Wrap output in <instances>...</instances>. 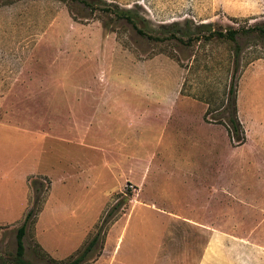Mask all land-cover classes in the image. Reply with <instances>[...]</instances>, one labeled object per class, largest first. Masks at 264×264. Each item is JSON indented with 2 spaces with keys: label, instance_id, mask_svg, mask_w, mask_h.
<instances>
[{
  "label": "rangeland",
  "instance_id": "rangeland-1",
  "mask_svg": "<svg viewBox=\"0 0 264 264\" xmlns=\"http://www.w3.org/2000/svg\"><path fill=\"white\" fill-rule=\"evenodd\" d=\"M262 23L264 0H0V264H19L35 181L69 208L28 223L26 264H66L97 233L79 264H264V38H239L236 66L232 46L189 41ZM230 86L241 144L216 122ZM203 181L248 203L202 214L222 198Z\"/></svg>",
  "mask_w": 264,
  "mask_h": 264
},
{
  "label": "trees",
  "instance_id": "trees-1",
  "mask_svg": "<svg viewBox=\"0 0 264 264\" xmlns=\"http://www.w3.org/2000/svg\"><path fill=\"white\" fill-rule=\"evenodd\" d=\"M72 2H79V3H86L89 0H69ZM116 17L119 19H124L127 22H129L131 25L136 26L135 20L130 16V12L128 10H122L117 9L115 11ZM177 26V25H174ZM138 29V28H137ZM138 32L144 34L140 29H138ZM194 33L195 38H191L189 41L192 40H203V42H209L213 39L225 44H228L232 46L234 51V64L237 65L238 63V56L240 53V44H239V38H245L249 37L250 35H257L260 38H264V23L262 24H256L250 28L244 29H234L231 27H228L227 29H213L212 25L210 24H199L194 26ZM152 38V36H149ZM174 39L178 41H183L182 38H179L177 36H172ZM159 39L157 37H153V39ZM236 90L234 86H230L228 89V92L226 94V99L224 100V104L219 108L221 111L229 112L228 118H221L218 119L216 122H219V124L223 125L226 129L228 136L230 140H236L238 144L243 143L244 141V131L241 127V124L238 121L237 118V108H236ZM211 113L208 111L204 114V120L206 122H210L208 116ZM39 183L37 181L33 182L34 186V197H33V207L26 213L24 217V221L22 225L17 229L16 231V259L19 264H26L23 261V255H24V244H23V238L26 233V228L28 223L35 219L39 213L42 210V207L45 203V197L42 196L43 188L38 187ZM50 187V183H49ZM111 211H108L107 214L104 216L103 221H101L99 224L107 222V217H111L112 214H110ZM99 233H97L89 243L83 248V250L80 252V254L74 258H72L68 263L66 264H79L81 263L85 257L92 251L94 246L97 243Z\"/></svg>",
  "mask_w": 264,
  "mask_h": 264
},
{
  "label": "crops",
  "instance_id": "crops-1",
  "mask_svg": "<svg viewBox=\"0 0 264 264\" xmlns=\"http://www.w3.org/2000/svg\"><path fill=\"white\" fill-rule=\"evenodd\" d=\"M87 127L88 126H86L85 129ZM74 128L77 129L78 125L75 126ZM70 130H72V127H70ZM246 133H247L246 135H247V139H248L249 133L248 132H246ZM249 141L250 140L248 139V141H247L248 144L250 143ZM251 144L255 145V143H253V142ZM256 147H257V145H256ZM90 148H92V147H90ZM236 148H239V147H236ZM37 175L45 176V175H42V174H37ZM34 176H36V175H34ZM207 185H208V183H206V181H203L202 183H199V184L197 183L196 184V186L198 187L197 192L199 194L203 193V195H204L205 193L210 191V189L212 187V189H214L212 194L215 195V196H218L220 194L222 196V198H220V197L219 198L218 197H208V198H203L202 200L199 199L197 201L196 208H197V211L202 213V214H207V213L211 212L212 214L215 215V214H218V213L221 214V212H224V211L233 210L232 209L234 207L233 205L237 204V202H236L237 200L234 199L235 197L237 199L239 198L238 201L244 202V201H242L240 199L241 195H238L237 193L232 192L229 188L223 187V185L214 184V185H210L211 187L210 186L208 187ZM51 187L52 186L50 185L49 194L47 196V199L45 200V203L43 205V208H42L41 212L38 215L37 222L35 224L36 226L39 224L44 212L49 209V205H50L51 202H53V208H54V212H55L56 217H59L61 220H62V218H64L66 216V212L68 211L69 203L67 202V200L69 198L67 196H65V198H62L61 197L62 195H61V196H56L55 199L53 200L54 195L52 194ZM64 188H65V186L62 187V189H64ZM224 197H226V198H224ZM228 198H231L233 200V202H235V204L234 203H230V202H226V200H228ZM261 198H259L258 202L261 200ZM244 203H248V202H244ZM139 204H141V203H139ZM250 204H252V203H250ZM252 206H255V205H252ZM151 207H153V205H151ZM167 216L168 217H180V216H184V215H181L179 213H171V214H167ZM199 226H201V225H199ZM201 227H203V226H201ZM92 230H93V227L91 229H87V230L84 231L85 235H83L82 243L85 242V240L87 239V236L89 235V233ZM107 240H108V237H107ZM37 243L41 247V249L44 250V248L42 247L44 245L42 243H40V241H37ZM107 245H108V241L106 242L105 250L107 248ZM117 246L118 245L115 246L114 251L117 249ZM69 256L71 257V254ZM103 257H104V254L101 256L99 261H101Z\"/></svg>",
  "mask_w": 264,
  "mask_h": 264
},
{
  "label": "built area",
  "instance_id": "built-area-1",
  "mask_svg": "<svg viewBox=\"0 0 264 264\" xmlns=\"http://www.w3.org/2000/svg\"><path fill=\"white\" fill-rule=\"evenodd\" d=\"M129 187H130V188H132V186H131V185H129Z\"/></svg>",
  "mask_w": 264,
  "mask_h": 264
}]
</instances>
